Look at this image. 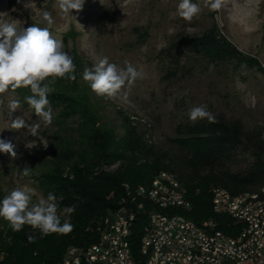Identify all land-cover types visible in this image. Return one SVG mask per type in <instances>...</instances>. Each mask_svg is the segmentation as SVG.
Returning <instances> with one entry per match:
<instances>
[{"label":"rangeland","instance_id":"rangeland-1","mask_svg":"<svg viewBox=\"0 0 264 264\" xmlns=\"http://www.w3.org/2000/svg\"><path fill=\"white\" fill-rule=\"evenodd\" d=\"M178 2L85 0L82 11L64 17L55 0H0V13H5L4 20H15L23 28L46 26L42 13H51L50 30L73 58L80 85L89 87L82 78L83 71L103 57L120 66L130 62L141 71L142 78L131 86L127 99L99 97L89 87L91 98L99 107L100 122L111 125L118 136L127 125L135 126L166 163L178 155L184 158L180 140L189 127L207 121L188 119L189 109L197 105H207L216 119L239 120L245 132L256 131L264 138V0H224L218 11L205 6V0H193L200 4L201 12L191 22L176 15ZM215 29L252 61H211L185 42ZM11 98L21 102L13 116L40 123L39 136H31L27 129L8 130L7 104ZM0 99L4 101L0 104V138L16 144L18 156L13 160L0 153V199L15 187L25 186L36 190L34 201L39 196L47 198L51 192L32 171L29 176L22 172L32 164L40 171L41 156L49 153L50 140H58V108L51 105L53 121L45 127L16 91L0 94ZM68 123L76 124L73 118ZM33 142L35 147H26ZM252 159L250 150H239L225 166L242 172ZM61 219L69 220L70 214L62 213Z\"/></svg>","mask_w":264,"mask_h":264},{"label":"trees","instance_id":"trees-1","mask_svg":"<svg viewBox=\"0 0 264 264\" xmlns=\"http://www.w3.org/2000/svg\"><path fill=\"white\" fill-rule=\"evenodd\" d=\"M185 42L211 61H252L217 29ZM52 87L54 91L48 99L50 105L58 108L55 116L59 125L58 140H50L49 153L41 156L40 171L33 164L29 169L56 196L60 208H74L69 219L73 229L41 238L38 230L27 225L22 231L14 232L1 218L3 264H61L69 246L98 241L100 221L128 201L137 209L129 238L131 249L137 254L141 229L147 219V213L140 206L152 207V204L136 194L135 187L148 183L161 169L176 173L192 203L188 210L173 211L197 223L211 218L224 233H238L239 224L229 215L212 210L210 189L218 185L236 194L256 190L264 184L261 133L245 132L239 120L216 119L215 123L194 124L179 142L184 158L178 155L166 163L159 157L161 152L147 144L135 126L127 125L125 132L118 136L111 125L100 122L99 107L92 100L89 87L80 85L77 78L75 81L56 78ZM16 92L24 102L31 95L30 89ZM70 118L75 120L74 126L69 125ZM243 149L251 151L252 161L242 172L231 171L225 166L226 161ZM29 236L35 237L33 242H29Z\"/></svg>","mask_w":264,"mask_h":264},{"label":"clouds","instance_id":"clouds-1","mask_svg":"<svg viewBox=\"0 0 264 264\" xmlns=\"http://www.w3.org/2000/svg\"><path fill=\"white\" fill-rule=\"evenodd\" d=\"M84 3L85 0H55V6L64 17L73 16V11H82ZM223 4L224 0H205V6L212 11L220 10ZM200 12V4L193 0H179L176 7V15L187 22H191ZM4 15L5 13H0V94L9 91L15 93L22 88L30 89L31 95L24 99L35 116L47 127L53 121V110L48 96L54 91L52 85L55 79L67 78L75 81L77 78L73 58L63 50V42L50 30L53 23L51 13H42L46 26L33 24L27 28L19 26L15 20H4ZM82 78L97 96L115 100L127 99L131 86L137 79L142 78V73L130 62L125 61L120 66L110 62L108 57H103L92 67H86ZM3 102L0 99V104ZM7 107L10 117L8 130L27 129L31 136H39L40 123H28L22 115L13 116L21 108L20 100L9 99ZM188 119L191 122L203 119H207L209 123L216 122L214 114L205 104L190 108ZM41 141L43 142L42 139ZM35 146V142L26 144L29 149ZM44 146L47 147L45 143ZM16 147L11 140L0 138V153L9 155L13 160L18 158ZM22 175H30L29 167L23 169ZM37 195L33 188L15 187L0 199V218L6 220L14 232L22 231L27 225L38 230L41 238L70 232L73 225L68 219L62 221L61 215L71 214L74 208L61 210L56 196L52 193L47 198L39 196L34 201ZM28 239L33 242L35 237L29 236Z\"/></svg>","mask_w":264,"mask_h":264},{"label":"bare ground","instance_id":"bare-ground-1","mask_svg":"<svg viewBox=\"0 0 264 264\" xmlns=\"http://www.w3.org/2000/svg\"><path fill=\"white\" fill-rule=\"evenodd\" d=\"M156 180H164V182H166V188L172 193V198L158 194V191H163V183H158ZM212 188H215V193L225 195L229 203L256 202V204H261V210L257 211L256 225H251V222L240 223L238 233L235 235L224 233L217 227V222L211 218H207V221L210 225H215V228H212L210 225L195 226V233L199 235L212 234L213 244L210 242H199V236H191V243H197V249L201 252H206L207 255H213L214 258L222 260L223 263H231L232 254H243L248 252L249 244L253 236L257 235V237H264V184L256 190H247L236 194H233L226 188L218 185H215ZM135 192L150 201L148 204H152V207L140 206L141 209L147 213V219L144 222L142 229H147L149 222L153 220H156L158 224H200L183 213L173 211V209L176 208L185 210L190 209L191 201L187 197V189L185 185L176 173L171 170H159L148 183L137 185L135 187ZM212 203L215 209V205H218V198H212ZM120 207L115 209L116 211L114 214L111 213L105 215L98 224L97 230L100 231V238L99 240L97 239L98 241L87 245L69 246L61 264H75V260H68V258H78V250L76 249L79 247H81V249H88L95 244H103L107 237V233L112 229L113 219L124 218V214H128L127 205H121ZM118 238L119 239H116V247L119 251V259L127 260L130 256H133L130 258V264H140L141 254L133 253L129 242L130 234L127 233L126 227L118 228ZM152 260H159V250H152ZM0 264H3L1 262V257ZM94 264H109V261H106V256H97L94 257ZM152 264H159V261H152ZM160 264H172V262L160 261Z\"/></svg>","mask_w":264,"mask_h":264},{"label":"built area","instance_id":"built-area-1","mask_svg":"<svg viewBox=\"0 0 264 264\" xmlns=\"http://www.w3.org/2000/svg\"><path fill=\"white\" fill-rule=\"evenodd\" d=\"M163 183V191H158L164 197L172 198V193L166 188L164 180H156ZM211 198H218V205L215 209L218 212L229 215L236 223L251 222L256 225L257 211L261 210V204L249 203H229L225 195L215 193V188H211ZM128 214L124 218L113 219L111 231L103 244H95L88 249H78V258H68L75 260V264H94V257L106 256L109 264H130V256L127 260L119 259V251L116 247L118 238V228L126 227L127 233L131 234L134 221L137 217V209L128 201ZM190 207L192 203L190 202ZM121 210V207H120ZM210 225L207 219L200 224L179 225V224H158L156 220L150 221L147 229H141L139 246L136 253L141 254L140 264H152V261H169L172 264H264V237L253 236L247 253L232 254L231 263H223L213 255H207L197 249V243H191V236H199V242H210L213 244V235H199L195 233V226ZM215 228V225H210ZM216 247V246H215ZM221 248V247H217ZM152 250H159V260H152ZM41 264H47L41 262ZM68 264V263H67Z\"/></svg>","mask_w":264,"mask_h":264}]
</instances>
